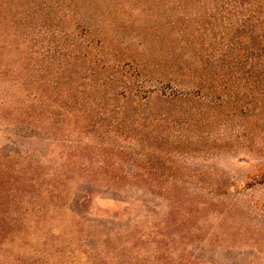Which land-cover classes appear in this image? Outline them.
Here are the masks:
<instances>
[{
	"label": "trees",
	"instance_id": "16d2710c",
	"mask_svg": "<svg viewBox=\"0 0 264 264\" xmlns=\"http://www.w3.org/2000/svg\"><path fill=\"white\" fill-rule=\"evenodd\" d=\"M0 126V264H217L195 221L264 207L239 196L264 185V0H0ZM99 190L169 198L183 252L138 214L89 219Z\"/></svg>",
	"mask_w": 264,
	"mask_h": 264
},
{
	"label": "rangeland",
	"instance_id": "374dc122",
	"mask_svg": "<svg viewBox=\"0 0 264 264\" xmlns=\"http://www.w3.org/2000/svg\"><path fill=\"white\" fill-rule=\"evenodd\" d=\"M80 18L83 23L89 26L90 31L97 35L105 32L106 24L102 21V15L95 10L93 6H87L82 10ZM3 126H0V148L6 142L7 133ZM230 161V159H229ZM233 165L223 166V170L229 171L232 175L238 177L235 186L238 184L244 186L245 174L250 171V167L246 164L238 163L231 160ZM222 168V166H221ZM238 185V186H240ZM242 200L248 202L257 201L264 206V185L251 186L244 192L239 194ZM144 198L151 200L155 207L150 214L140 212L138 204L140 201L132 200L131 197L128 202L110 198L102 190L94 193L93 199L90 202L89 209L91 213L88 215L89 219L99 222H104L107 226L113 228H128L132 226L135 214H138L142 221L146 224L154 225L156 230H167L170 236L176 235L175 250L177 253L183 252L184 244L188 243L190 239L189 228L193 225L185 224L175 229L174 225L168 223V227L162 222L166 218L170 220H180L182 212L176 211L170 214V200L162 195L140 196V193L135 198ZM123 199V197H122ZM129 201L132 202L129 204ZM194 213V212H193ZM197 215V213H194ZM71 216H64L62 221L52 222V237L55 240H60L64 234L59 231L66 232L71 223ZM70 220V221H69ZM195 226L198 227L196 236L193 237L194 244L189 246H216L217 252L212 256L217 264H264V207L261 210H249L236 208V210L224 214L208 215V220H196ZM142 223H140L141 225ZM60 235V236H58ZM57 238V239H56ZM207 257V254H205ZM228 263V264H229Z\"/></svg>",
	"mask_w": 264,
	"mask_h": 264
}]
</instances>
